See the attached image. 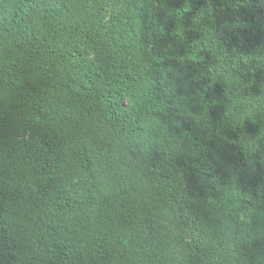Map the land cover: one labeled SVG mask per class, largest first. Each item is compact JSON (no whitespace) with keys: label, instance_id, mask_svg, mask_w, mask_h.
Listing matches in <instances>:
<instances>
[{"label":"clouds","instance_id":"1","mask_svg":"<svg viewBox=\"0 0 264 264\" xmlns=\"http://www.w3.org/2000/svg\"><path fill=\"white\" fill-rule=\"evenodd\" d=\"M0 264H264V0H0Z\"/></svg>","mask_w":264,"mask_h":264},{"label":"trees","instance_id":"2","mask_svg":"<svg viewBox=\"0 0 264 264\" xmlns=\"http://www.w3.org/2000/svg\"><path fill=\"white\" fill-rule=\"evenodd\" d=\"M183 2V0H170V3L173 5V6H176V7H179L180 4ZM198 3L199 4H202L203 3V0H198ZM196 5H194L195 7ZM172 27H174V22L173 21H169L168 24L166 25V28L168 30H170ZM209 41L206 40L205 43H208ZM219 59V58H218ZM210 72L213 71V69L211 67H209L208 69ZM214 89H222V85H220L219 83H217V85H214Z\"/></svg>","mask_w":264,"mask_h":264}]
</instances>
